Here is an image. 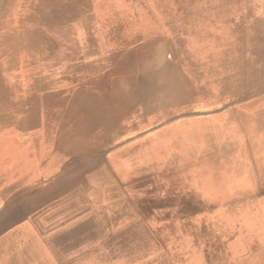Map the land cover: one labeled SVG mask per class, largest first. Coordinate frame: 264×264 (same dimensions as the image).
<instances>
[{"label": "rangeland", "instance_id": "374dc122", "mask_svg": "<svg viewBox=\"0 0 264 264\" xmlns=\"http://www.w3.org/2000/svg\"><path fill=\"white\" fill-rule=\"evenodd\" d=\"M237 4L234 0H13L8 17L0 21L4 86L18 82L22 88L13 93L19 100L41 101L34 153L39 155L37 166L45 169L42 180L37 179L42 182L59 174L70 159L56 142L65 110L75 96L99 95L102 83L112 85L117 73L127 68L130 54L154 52L163 44L179 56L180 64L168 74L179 70L190 77L193 95L182 104L172 132L156 122L163 113L157 109L159 101L152 107L146 101L128 114L129 126L140 127L153 139L142 153L144 160H129L132 167L182 168L190 176L194 210L187 224L178 211L151 216L153 242L138 264H264V147L260 144L264 131L251 108L257 101L240 108L244 115H236L230 102L233 95L223 93L226 84L220 79L226 69L230 78L237 76L248 56L241 42L245 36L233 30L234 19L246 12L242 3ZM258 11L264 18V7ZM138 74L146 79L144 71ZM59 101L64 104L57 113L44 111L47 104ZM259 105L264 107V99ZM164 111L176 110L170 106ZM161 152L165 157L153 162L151 157ZM87 264L137 263L93 258Z\"/></svg>", "mask_w": 264, "mask_h": 264}, {"label": "bare ground", "instance_id": "6f19581e", "mask_svg": "<svg viewBox=\"0 0 264 264\" xmlns=\"http://www.w3.org/2000/svg\"><path fill=\"white\" fill-rule=\"evenodd\" d=\"M234 1L242 3L241 9L246 10L234 19L233 30L245 36L241 42L245 43L248 56L237 76L230 78L227 69L226 74L223 72L220 78L226 84L223 93L233 95L232 110L240 116L245 114L241 107L257 101L251 108L257 112L258 125L264 131V107L259 108L264 99V18L254 9V4H264V0ZM12 2L0 0V21L8 17ZM162 46L154 52L130 54L126 69H114L120 72L112 85L102 83L99 95L83 93L84 96L77 95L68 104L56 147L70 159L48 182L41 181L45 169L37 166L39 155L34 153L39 139L34 136V128L41 101L30 102L29 97L19 100L13 91L22 86L14 82L6 88L5 78L0 74V264H87L93 258L138 264L146 258L145 248L153 242L151 216H169L170 212L178 211L188 223L194 210L188 186L190 176L177 166L160 169L130 165L132 157L144 160L142 153L153 139L142 133L140 127L131 128L128 114L146 101H150L145 103L150 107L159 101L157 109L163 113L156 116V122L172 132L176 128L173 120L182 112L179 111L182 104L193 95L190 77L179 70L175 75L168 74L180 64V59ZM114 56L119 59V55ZM138 70L144 71V81L136 75ZM190 74L194 77L193 71ZM24 77L31 80L29 75ZM158 94L160 98L156 100ZM63 104V101L47 104L44 111L57 113ZM170 106L176 110L172 114L164 111ZM260 144L264 147V142ZM23 145L28 147L22 148ZM164 157L161 152L151 159L154 162ZM34 181L37 182L29 184Z\"/></svg>", "mask_w": 264, "mask_h": 264}, {"label": "crops", "instance_id": "0c3cea01", "mask_svg": "<svg viewBox=\"0 0 264 264\" xmlns=\"http://www.w3.org/2000/svg\"><path fill=\"white\" fill-rule=\"evenodd\" d=\"M261 6L264 7V4L259 5L258 3H256V4H254V7H255V8H254V7H253V8L255 9V11H258V8L261 7ZM256 7H257V8H256ZM257 16H258V14H257Z\"/></svg>", "mask_w": 264, "mask_h": 264}]
</instances>
